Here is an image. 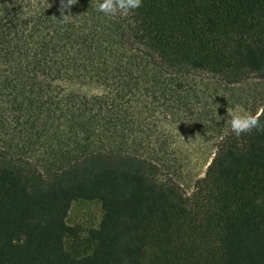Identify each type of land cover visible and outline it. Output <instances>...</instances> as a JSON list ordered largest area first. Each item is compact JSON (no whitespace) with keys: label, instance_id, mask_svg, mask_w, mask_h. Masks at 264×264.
Returning a JSON list of instances; mask_svg holds the SVG:
<instances>
[{"label":"trees","instance_id":"trees-1","mask_svg":"<svg viewBox=\"0 0 264 264\" xmlns=\"http://www.w3.org/2000/svg\"><path fill=\"white\" fill-rule=\"evenodd\" d=\"M99 2L65 20L61 0H0V264H264V127L225 131L189 193L133 152L164 140L188 76L264 77V0ZM77 199L102 210L82 255Z\"/></svg>","mask_w":264,"mask_h":264},{"label":"rangeland","instance_id":"rangeland-1","mask_svg":"<svg viewBox=\"0 0 264 264\" xmlns=\"http://www.w3.org/2000/svg\"><path fill=\"white\" fill-rule=\"evenodd\" d=\"M184 85V97L178 98L183 106L161 123L166 131L164 140L157 147H140L133 152L156 162L162 176L173 179L189 193L195 180L204 174L220 136L230 129V113L240 109L255 114L264 108V77L250 76L228 84L197 73L185 78ZM65 89L86 95L103 90L97 83L85 82L65 84ZM101 214L98 200H74L66 222L78 226L79 237L74 247L72 240L66 238V249L77 255L90 252L93 242L88 240L87 232L98 226Z\"/></svg>","mask_w":264,"mask_h":264},{"label":"clouds","instance_id":"clouds-1","mask_svg":"<svg viewBox=\"0 0 264 264\" xmlns=\"http://www.w3.org/2000/svg\"><path fill=\"white\" fill-rule=\"evenodd\" d=\"M142 0H100L97 4V10L104 13L107 16L116 15L118 12L121 14H127L129 10L136 9L141 5ZM76 3V0H61V16L65 20L68 17L64 14L63 9L68 8L70 5ZM264 114V108L257 110L255 114H251L240 109H237L230 113L229 126L230 130L237 136L241 133H247L253 128L264 127L260 124L259 117Z\"/></svg>","mask_w":264,"mask_h":264}]
</instances>
